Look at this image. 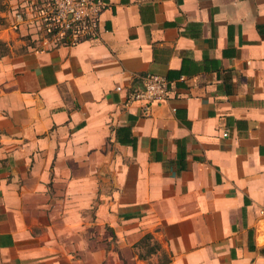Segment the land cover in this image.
Masks as SVG:
<instances>
[{"label": "crops", "instance_id": "1", "mask_svg": "<svg viewBox=\"0 0 264 264\" xmlns=\"http://www.w3.org/2000/svg\"><path fill=\"white\" fill-rule=\"evenodd\" d=\"M43 1L0 0V264H264V0H100L41 49Z\"/></svg>", "mask_w": 264, "mask_h": 264}, {"label": "built area", "instance_id": "2", "mask_svg": "<svg viewBox=\"0 0 264 264\" xmlns=\"http://www.w3.org/2000/svg\"><path fill=\"white\" fill-rule=\"evenodd\" d=\"M31 6L36 41L38 47L45 49L49 44L70 46L94 38L104 4L100 0H44ZM15 20L20 24L21 15L17 14ZM139 79L140 87L128 94L127 102L141 104L142 111L148 113L151 106L166 100L168 84L158 75L146 74ZM258 214L264 216L263 211Z\"/></svg>", "mask_w": 264, "mask_h": 264}, {"label": "trees", "instance_id": "3", "mask_svg": "<svg viewBox=\"0 0 264 264\" xmlns=\"http://www.w3.org/2000/svg\"><path fill=\"white\" fill-rule=\"evenodd\" d=\"M0 10H3V7H0ZM0 24L2 25V20L0 19ZM0 45H2V43H0ZM149 239V236L148 235H145L144 237H143V242L144 241H146V240H148ZM156 248V247H155ZM168 262V260H166V259H164L163 260V262H162V264H164V263H167Z\"/></svg>", "mask_w": 264, "mask_h": 264}, {"label": "rangeland", "instance_id": "4", "mask_svg": "<svg viewBox=\"0 0 264 264\" xmlns=\"http://www.w3.org/2000/svg\"><path fill=\"white\" fill-rule=\"evenodd\" d=\"M26 44H28V43H26ZM30 45H32V44H30ZM32 46H33V45H32ZM6 53H8V48L5 47L3 44L0 45V55H4V54H6Z\"/></svg>", "mask_w": 264, "mask_h": 264}]
</instances>
